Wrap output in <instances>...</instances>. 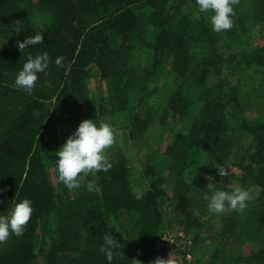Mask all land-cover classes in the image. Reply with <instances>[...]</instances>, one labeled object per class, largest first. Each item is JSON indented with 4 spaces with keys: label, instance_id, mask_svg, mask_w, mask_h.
Listing matches in <instances>:
<instances>
[{
    "label": "trees",
    "instance_id": "obj_1",
    "mask_svg": "<svg viewBox=\"0 0 264 264\" xmlns=\"http://www.w3.org/2000/svg\"><path fill=\"white\" fill-rule=\"evenodd\" d=\"M234 11L216 33L196 0H0V215L34 209L0 264H108L106 234L112 264H158L173 223L191 235L188 264L201 251L204 264H264V0ZM45 52L35 88L16 87ZM84 120L116 130L112 167L69 190L55 153ZM212 184L248 191L244 213H209Z\"/></svg>",
    "mask_w": 264,
    "mask_h": 264
},
{
    "label": "clouds",
    "instance_id": "obj_2",
    "mask_svg": "<svg viewBox=\"0 0 264 264\" xmlns=\"http://www.w3.org/2000/svg\"><path fill=\"white\" fill-rule=\"evenodd\" d=\"M238 0H196L199 14L208 16L212 31L216 33L231 30L234 26V5ZM199 19V15H197ZM44 37L42 33L26 38L18 44L20 50L42 44ZM50 58L48 54L42 53L35 57L29 56L23 64L22 69L15 78L16 87L31 92L36 85L39 74L45 73L49 67ZM57 66L61 65L60 58L55 61ZM116 143V130L110 123L97 124L92 120L82 121L75 132L68 137L65 143L55 153V169L57 181L67 189L74 190L81 187L84 178L89 174L107 172L112 164L107 158L106 151ZM220 176H227L226 169H219ZM214 189L208 200L209 213L221 214L225 210H231L243 214L248 206L250 194L248 191L236 187L232 191ZM88 190H93L94 184L87 183ZM32 202L28 199L14 203L7 214L0 215V244L6 242L10 236L20 237L24 234L25 227L33 214ZM104 244L100 251L105 254L108 264H112L115 249L120 247L113 235L106 234L103 237Z\"/></svg>",
    "mask_w": 264,
    "mask_h": 264
},
{
    "label": "built area",
    "instance_id": "obj_3",
    "mask_svg": "<svg viewBox=\"0 0 264 264\" xmlns=\"http://www.w3.org/2000/svg\"><path fill=\"white\" fill-rule=\"evenodd\" d=\"M191 246L190 239L186 240L182 231L163 235L155 246L158 264H188L192 254L187 250Z\"/></svg>",
    "mask_w": 264,
    "mask_h": 264
},
{
    "label": "rangeland",
    "instance_id": "obj_4",
    "mask_svg": "<svg viewBox=\"0 0 264 264\" xmlns=\"http://www.w3.org/2000/svg\"><path fill=\"white\" fill-rule=\"evenodd\" d=\"M91 87H93V84L91 85ZM263 111V108H262V110H261V112ZM139 171V170H138ZM209 185V184H208ZM223 187H226V188H229V185H227V184H225V186L223 185ZM168 202V201H167ZM168 205H169V203H165V207H164V209L166 208V207H168ZM181 225H179V224H176V223H173V226H172V228L174 229L175 228V231L174 232H176V231H182L183 233H184V237H185V239L186 240H189L188 238L191 236L189 233L187 234L183 229L181 230V228L182 227H180ZM204 227H207L206 225H204ZM215 236V235H214ZM210 243V244H209ZM217 241H216V236H215V239H214V241H208L207 242V244L206 245H203L202 244V247H204V248H209V247H211L212 245L214 246V245H216L217 246ZM201 263L202 264H204L205 263V261H204V259L206 260V258H207V253L205 252V251H201Z\"/></svg>",
    "mask_w": 264,
    "mask_h": 264
}]
</instances>
